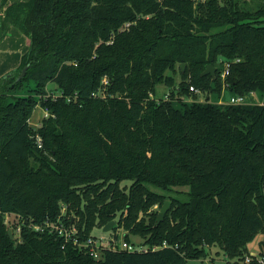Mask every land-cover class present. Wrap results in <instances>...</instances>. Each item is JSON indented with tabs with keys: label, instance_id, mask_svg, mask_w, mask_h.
<instances>
[{
	"label": "trees",
	"instance_id": "trees-1",
	"mask_svg": "<svg viewBox=\"0 0 264 264\" xmlns=\"http://www.w3.org/2000/svg\"><path fill=\"white\" fill-rule=\"evenodd\" d=\"M5 11L0 41L13 25L30 44L0 77V264H189L213 246L245 256L264 233V103L249 100L264 93V0H27ZM224 89L245 102H212ZM37 106L48 115L34 126ZM113 219L143 247L96 258L54 226L74 225L84 242Z\"/></svg>",
	"mask_w": 264,
	"mask_h": 264
},
{
	"label": "rangeland",
	"instance_id": "rangeland-1",
	"mask_svg": "<svg viewBox=\"0 0 264 264\" xmlns=\"http://www.w3.org/2000/svg\"><path fill=\"white\" fill-rule=\"evenodd\" d=\"M26 43L28 42V39L26 38ZM26 45L22 46L25 48ZM176 78V84L180 83L181 80V75L180 71H178L175 74ZM50 87H54L53 84H50ZM56 91V90H55ZM170 90H168V87L165 84H159L157 87V93L156 95L159 97H163L168 93ZM26 92V91H24ZM232 93L227 89H224L223 92L221 93V96L219 98L217 97L216 93H211L210 98L213 101L215 100H224L226 101L229 99L230 95ZM206 93L205 92H198L197 97L199 100H204L206 98ZM186 100L190 101L189 97H185ZM249 100L255 102V103H264V93H255L253 96L249 98ZM45 110L39 106H37L34 110L33 116L31 117L30 121L31 124L34 126H38L41 123L42 118L44 117ZM132 181L127 180L126 183L127 186L130 185ZM153 189L159 191V192H165L159 188L153 187ZM186 187H177L176 190H181L184 191L186 190ZM171 191V194H173L175 197L180 196L178 192ZM166 193V192H165ZM167 194V193H166ZM154 210H160L159 205L153 206ZM13 215H7V221L10 224L13 221ZM117 227L116 229H113L111 231L105 232L103 230V227H95L92 234L97 236V237H104V241L106 242L107 240L114 238L117 244L121 245L123 240H125L124 235H125V230L123 228ZM130 240L138 245V246H143V241L144 238L140 235H135L132 234L130 236ZM264 238V233L259 232L256 237L248 244V252L246 253L245 256L237 259V258H230L226 256L223 252L218 251L217 246H213L210 248L206 249V255L204 257H200L198 259H191L189 260V264H264V254L262 253V247L260 245L261 241Z\"/></svg>",
	"mask_w": 264,
	"mask_h": 264
},
{
	"label": "crops",
	"instance_id": "crops-1",
	"mask_svg": "<svg viewBox=\"0 0 264 264\" xmlns=\"http://www.w3.org/2000/svg\"><path fill=\"white\" fill-rule=\"evenodd\" d=\"M27 0H0V19L6 12L8 5ZM26 38L28 42L26 43ZM29 38L24 35L18 27L11 25L6 35L0 41V77L7 72L18 68L21 62L22 54L29 47ZM25 46L23 48L22 46Z\"/></svg>",
	"mask_w": 264,
	"mask_h": 264
},
{
	"label": "built area",
	"instance_id": "built-area-1",
	"mask_svg": "<svg viewBox=\"0 0 264 264\" xmlns=\"http://www.w3.org/2000/svg\"><path fill=\"white\" fill-rule=\"evenodd\" d=\"M191 90L194 91H200L198 88H196V86L191 85L190 86ZM220 101H224V100H220ZM228 102L231 103H242L245 102V98L243 96H230V98L228 100H226ZM45 116L48 115V111L47 109L45 110ZM36 142L38 144V146L42 147V137L37 134L36 135ZM34 226L37 229H42L40 224H34ZM54 226H56L59 229V232L62 236H64L66 238V240L72 239V242L75 244H78L79 246H83L85 248H89L91 254L93 256H95L96 258H100L101 254H102V250H104V248H113V249H129V250H134L137 248H142L143 246H138L136 244H134L133 242H129L127 240H123L122 244L119 245L117 244L114 238H111L109 240H107L106 242L104 241V237H89L87 240H85L84 242H80V240L75 237V234L77 233V228L74 225H71L70 227H66L62 224H55ZM72 235H74L72 237ZM72 237V238H70Z\"/></svg>",
	"mask_w": 264,
	"mask_h": 264
},
{
	"label": "water",
	"instance_id": "water-1",
	"mask_svg": "<svg viewBox=\"0 0 264 264\" xmlns=\"http://www.w3.org/2000/svg\"><path fill=\"white\" fill-rule=\"evenodd\" d=\"M181 66H182V70L184 71L185 70V63H181ZM27 68H28V66H25L22 69L17 80L21 79L25 75ZM215 72H216V67L213 66V64L209 63V64H207L206 68L204 69L203 74L211 73L212 75H214ZM171 202L172 201L169 199L164 201V203L162 204V206L158 212V215H157L158 218L156 219V224H159L164 219L165 215L167 214V212L169 211V209L171 207ZM118 226H119L118 222L113 219V220H110L108 223H106L103 226V230L105 232L111 231L113 229H116ZM8 232H9L10 236L13 237V227L12 226L8 229Z\"/></svg>",
	"mask_w": 264,
	"mask_h": 264
}]
</instances>
